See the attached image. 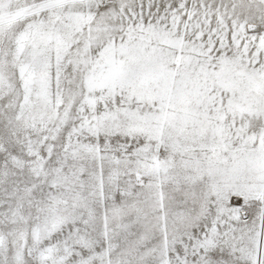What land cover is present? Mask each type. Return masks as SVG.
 <instances>
[{
  "label": "snow or ice",
  "instance_id": "snow-or-ice-1",
  "mask_svg": "<svg viewBox=\"0 0 264 264\" xmlns=\"http://www.w3.org/2000/svg\"><path fill=\"white\" fill-rule=\"evenodd\" d=\"M0 264H264V0H0Z\"/></svg>",
  "mask_w": 264,
  "mask_h": 264
}]
</instances>
